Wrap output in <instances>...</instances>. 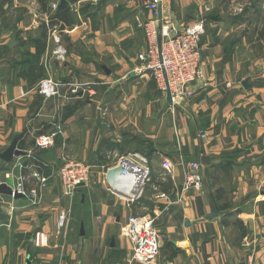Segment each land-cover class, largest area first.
Listing matches in <instances>:
<instances>
[{
    "label": "crops",
    "instance_id": "crops-1",
    "mask_svg": "<svg viewBox=\"0 0 264 264\" xmlns=\"http://www.w3.org/2000/svg\"><path fill=\"white\" fill-rule=\"evenodd\" d=\"M60 1L0 0V179L15 188L22 173L26 191H40L36 202L0 193V264H139L124 233L130 215L147 214L162 241L152 264H264V73L239 63L237 15L221 11L207 23L201 54L209 85L173 103L154 78L130 74L147 48L139 21L153 16L149 0H67L57 12ZM201 5L161 4L180 25ZM49 76L63 83L59 97L39 92ZM54 132L53 146H36ZM15 141L26 153L5 161ZM133 154L146 160L151 179L138 192L122 176V188L112 187L107 171ZM69 159L91 165L73 196L59 175ZM193 161L203 184L183 191Z\"/></svg>",
    "mask_w": 264,
    "mask_h": 264
},
{
    "label": "built area",
    "instance_id": "built-area-1",
    "mask_svg": "<svg viewBox=\"0 0 264 264\" xmlns=\"http://www.w3.org/2000/svg\"><path fill=\"white\" fill-rule=\"evenodd\" d=\"M162 0H149L145 8L153 13V16L144 24L148 49L140 53L138 58L141 66L136 69L137 73H152L158 89L163 93L168 91L172 101L191 98L198 88L207 86L206 72L203 66L201 54V41L206 31V19L203 12L199 11L192 24L187 26L176 25L171 18L162 15L159 18V7ZM53 9L57 4H52ZM162 36V51L159 52L158 34ZM56 42L55 55L57 59L64 60L67 56V49L61 44L59 34H52ZM198 83H202L198 88ZM63 83L52 76L42 80L40 92L46 98L57 97L61 94ZM76 89L73 91L75 92ZM58 132L41 134L36 139V146L40 149H47L55 144ZM136 157V158H135ZM143 157L138 154L119 157L114 166L121 170L122 177L132 179L134 192L142 190L146 182L151 179V170L142 163ZM146 163V160H143ZM174 164L170 159H164L163 167L171 171ZM20 169H24L21 165ZM14 173H7L6 176H14ZM60 179L64 192L67 196H73L77 187L86 183L91 176V165L69 159L60 168ZM16 186L19 192L29 194L33 202L40 198L39 189L29 192L25 188V177L21 173L15 175ZM4 181L0 179V184ZM42 186H45L46 179L41 178ZM203 184L201 165L197 161L190 162V170L185 175L183 191L190 189L200 190ZM133 200V199H132ZM65 211L61 214L58 222V230L61 231L66 222ZM156 217L147 215H130L125 227V236L132 243V262L139 264H152L160 254L162 248L161 234L155 225Z\"/></svg>",
    "mask_w": 264,
    "mask_h": 264
},
{
    "label": "rangeland",
    "instance_id": "rangeland-1",
    "mask_svg": "<svg viewBox=\"0 0 264 264\" xmlns=\"http://www.w3.org/2000/svg\"><path fill=\"white\" fill-rule=\"evenodd\" d=\"M201 1H202V5L199 7L198 12L199 11L203 12L204 17L206 19V25L212 19H217V16L220 15L221 11H223L222 12L223 15L226 16L225 18H228L230 16L233 17L237 15V19L235 18L234 19L235 21H237V39L240 38V42L238 43V46L240 45L241 48L238 49V53H237L239 63L241 66L249 68V70L253 73V75L256 73L258 75H260L261 73L263 74L264 73V0H201ZM163 16L171 18L172 21L176 25L178 24L172 16L170 15H163ZM194 20L195 18L189 23H186L183 25L178 24V25L187 26V25L192 24ZM147 21L148 20L139 21V27L144 33L146 44H147V48L144 52H146L148 49V40H147L145 27L142 24H144ZM159 28H158L159 33H161ZM52 34H54V31L52 32ZM201 44H202V41H201ZM138 61H139L138 67H140L141 62L139 58H138ZM137 68H135L134 71L132 70L130 74L134 72L137 75H143L142 73L140 74L137 73L136 71ZM144 74H147L153 78L152 73L150 72H146ZM206 77H207V83H208L206 87H208L209 80H208L207 74H206ZM129 78H132V76L129 75ZM134 78H139V77L135 76ZM40 84H39V92H40ZM201 84L202 83H198L197 88ZM157 89H158V86H157ZM116 94L118 96V99H120L121 95L124 94L123 87L117 86L114 90V95ZM164 94L167 95V93H164ZM51 98H54V97H51ZM188 99L190 98L178 99V101L188 100Z\"/></svg>",
    "mask_w": 264,
    "mask_h": 264
},
{
    "label": "water",
    "instance_id": "water-1",
    "mask_svg": "<svg viewBox=\"0 0 264 264\" xmlns=\"http://www.w3.org/2000/svg\"><path fill=\"white\" fill-rule=\"evenodd\" d=\"M68 6H69V2L67 0H61L60 4L58 6L57 12H60L64 9H66ZM161 17H162V6L159 7V18H161ZM158 44H159V52L161 53V51H162L161 33H159V35H158ZM105 70L109 73V71L107 69H105ZM243 85L245 87H247L248 84H247V82H244ZM167 99L169 102H172L171 94L169 91L167 92ZM25 153H26L25 151L17 148V142L15 141L7 149V151H5L3 153L2 158L5 161H11L13 159V157L21 156V155H24ZM120 173H121V170L117 166H113V167L109 168V170L107 171V180L111 184V186L116 188V189L118 188L117 186L119 185V183H122L120 181V178H121ZM83 184L84 183L80 184L79 186H81ZM0 193L13 196L14 198H20V197H23L25 195L24 193L19 192L17 189H14L13 187H11L6 182H3L2 184H0Z\"/></svg>",
    "mask_w": 264,
    "mask_h": 264
},
{
    "label": "bare ground",
    "instance_id": "bare-ground-1",
    "mask_svg": "<svg viewBox=\"0 0 264 264\" xmlns=\"http://www.w3.org/2000/svg\"><path fill=\"white\" fill-rule=\"evenodd\" d=\"M122 176V175H121ZM125 178V177H124ZM120 181L122 182V183H119V185L117 186L118 188H122V185H123V180H122V177L120 178ZM131 184V183H130ZM130 190L129 189H127L125 192H123L124 194H130V192H129ZM132 191V190H131Z\"/></svg>",
    "mask_w": 264,
    "mask_h": 264
}]
</instances>
